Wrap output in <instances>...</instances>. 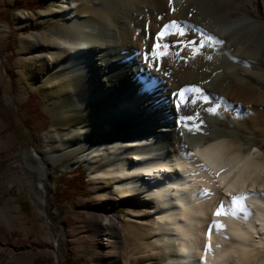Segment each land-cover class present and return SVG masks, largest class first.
<instances>
[{
    "label": "bare ground",
    "instance_id": "bare-ground-1",
    "mask_svg": "<svg viewBox=\"0 0 264 264\" xmlns=\"http://www.w3.org/2000/svg\"><path fill=\"white\" fill-rule=\"evenodd\" d=\"M257 1L67 0L39 11L67 19L35 57L74 76L60 99L77 121L62 134L78 137L23 154L36 190L41 161L81 149L89 178L115 185L96 216L108 248L124 241L112 203H125L152 234L149 264H264V23L246 13H264Z\"/></svg>",
    "mask_w": 264,
    "mask_h": 264
},
{
    "label": "rangeland",
    "instance_id": "rangeland-1",
    "mask_svg": "<svg viewBox=\"0 0 264 264\" xmlns=\"http://www.w3.org/2000/svg\"><path fill=\"white\" fill-rule=\"evenodd\" d=\"M66 1L47 0L42 8L29 10L15 7L18 0H0V264L157 262L150 250L148 226L131 221L125 203H112L123 222L124 241L105 246L107 232L97 224L96 216L105 195L116 192L115 185L89 178L88 167L76 162L81 149L72 147L41 161L45 174L42 192L35 188L30 160L23 159L30 150L56 153L78 137L62 134L77 121L60 99L63 92L75 90L74 76L64 69L46 72L35 57L40 45L47 49L46 36L55 38L68 27L60 14L41 18L38 12L62 9ZM252 1L258 5L257 0ZM86 10L95 9L89 5ZM246 13L264 23L261 10ZM52 133L59 142L51 143V138L46 144ZM76 169L85 172L84 189L64 192L67 188L61 182L74 177ZM58 186L65 195L60 200L55 197Z\"/></svg>",
    "mask_w": 264,
    "mask_h": 264
},
{
    "label": "trees",
    "instance_id": "trees-1",
    "mask_svg": "<svg viewBox=\"0 0 264 264\" xmlns=\"http://www.w3.org/2000/svg\"><path fill=\"white\" fill-rule=\"evenodd\" d=\"M47 0H18V3L15 7H23L26 9H38V8H42L44 3ZM84 170L82 169H76V171L74 172V177H72L71 179L68 180V182H61V184L64 185V189L60 190V187L58 186L55 190V197L57 200H60L61 198H63L65 195L63 194V190L64 192L66 191H72V192H79L81 190L84 189V185H85V178H84Z\"/></svg>",
    "mask_w": 264,
    "mask_h": 264
},
{
    "label": "snow or ice",
    "instance_id": "snow-or-ice-1",
    "mask_svg": "<svg viewBox=\"0 0 264 264\" xmlns=\"http://www.w3.org/2000/svg\"><path fill=\"white\" fill-rule=\"evenodd\" d=\"M173 23H175V22H173ZM165 27H167V25H166ZM180 34L183 35V32H181ZM158 35H159V34H158ZM209 39H211V38H209ZM181 43H191V41H187V42H183V41H182ZM155 47H156V46L154 45V48H155Z\"/></svg>",
    "mask_w": 264,
    "mask_h": 264
}]
</instances>
